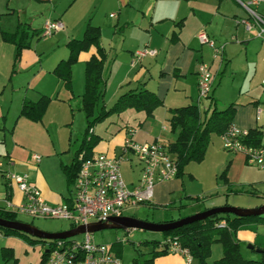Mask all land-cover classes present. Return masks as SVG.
Wrapping results in <instances>:
<instances>
[{
    "label": "crops",
    "instance_id": "crops-1",
    "mask_svg": "<svg viewBox=\"0 0 264 264\" xmlns=\"http://www.w3.org/2000/svg\"><path fill=\"white\" fill-rule=\"evenodd\" d=\"M211 1L0 0V29L13 32L20 23L28 28L30 34L29 47L21 50L17 60H14L16 46L13 42L3 40L0 34V162L2 160L5 163V170H0V207L5 208L7 200L16 204L21 198L15 187L5 184L4 171L27 174L48 204L66 202L71 197L72 184L64 181L65 187L52 185L38 167L41 157L39 161H34L30 150L36 138L39 140L42 135L47 134L46 122L59 118L53 111L61 108L62 116L66 119L72 98H77L81 106L85 63L92 55L97 56L96 47L90 46L88 50L79 52L76 62L71 66L69 87L53 73V69L60 60L68 57L67 43L71 39L82 38L87 24L99 28V43L105 53V81L99 104L109 108L108 105L112 106L120 94L143 88L153 92L162 101L148 117L143 111L134 109L117 113L122 122L119 128L120 139L115 136L107 143L99 141L93 149L94 153L117 155L130 131L129 128H132V139L136 142L157 141L166 147L175 139V134L169 129V109L199 104V65L207 63L212 67L216 58L207 44L198 41L196 35L201 29L215 44L226 42L223 44L220 60L215 65L213 80H217L216 86L213 87L212 84L211 92L205 98L206 107L200 109L201 112L209 109L210 105L218 108L219 103L218 109H223L233 104L234 126L247 130L259 127L264 131V117L260 120L255 118V107L264 102V86L261 85L264 72L259 79L255 77L256 66L250 72L248 65L252 66L253 60H247V64L236 73L231 51L235 43H227L229 40H239L248 44L252 38H259L261 41L264 39L256 35L254 28L248 31L243 25L235 23V19L247 16L244 9V14H240L229 1ZM256 9L264 14V3L259 4ZM46 20H59L63 28L54 31L50 36H42V24ZM228 22L231 25L228 26ZM143 47L156 49V55L136 59L135 51ZM55 50H60V53L65 50L66 58L50 60L53 64L47 70L42 66L34 70V63L41 54L46 51L52 54ZM227 69L228 75L223 78ZM41 97L49 98V102L40 120L32 121L20 114L25 101L36 102ZM39 130L40 133L36 134ZM217 136L221 138L220 135ZM222 159L229 161L226 177L231 186L249 184L264 195V171L248 163L245 155L240 152L225 154ZM63 164L69 163L61 162L60 166ZM181 177L175 176L171 180L156 184L159 201L165 193H172L178 185L182 187ZM158 241L161 243L163 237L160 236ZM114 243L118 241L110 244L111 250L121 258L120 248L119 254L116 253ZM176 255L181 260L180 263L164 258L163 255L155 258L153 263L183 264V257Z\"/></svg>",
    "mask_w": 264,
    "mask_h": 264
},
{
    "label": "rangeland",
    "instance_id": "rangeland-1",
    "mask_svg": "<svg viewBox=\"0 0 264 264\" xmlns=\"http://www.w3.org/2000/svg\"><path fill=\"white\" fill-rule=\"evenodd\" d=\"M226 1H229L233 8L237 9L240 14H244L243 9L246 11V9L235 0H232L233 2L230 0ZM211 2L214 1L212 0ZM251 8L264 16L256 7L251 6ZM225 22H227V20H225ZM229 24L228 22V26ZM261 39H264V36H261ZM227 43H235L231 51L233 52V63L236 73L240 72V68L247 64V60H253L252 66H248L250 72L254 69V66H256L257 70L255 77L259 79L261 73L264 72V55H262V50H264L262 49V43H264V40L261 41L259 38H252L248 44L239 42V40L237 42L229 40ZM222 44L225 45L226 42ZM210 49L211 53H213V49ZM65 52V50L61 53L60 50H55L52 54L48 51L44 52L34 63V70L36 67L40 66L45 70L51 68L53 62L51 63L50 60L55 58H66L67 55H65ZM215 57L216 58H214L212 62V67L205 63L210 67L209 70L212 75L213 87H215L217 83V80H213L215 65L220 60L219 58L221 56L218 55ZM227 75L228 69L223 78ZM71 100V106L68 105L70 112L67 111L69 116L65 119V117L62 116L63 111L61 108L53 111L52 113L59 115V118L57 117V119L54 118V120H49V123L46 122V126H48L47 136L42 135L39 140L36 138L30 150V155L37 154L41 157V162L38 167L43 170L49 182L58 188L60 186L65 187L64 181H66V176L62 171L60 163H70L72 161L73 152L78 147L86 125L85 115L84 112L80 110L79 100L77 98H72ZM206 101L205 98H201L198 104L201 110L206 107V104H204ZM109 106L111 105H108V107ZM99 107L95 110V113H97ZM217 107L220 108L219 103ZM53 114L50 115L51 118H53ZM120 117L121 116H118L117 113L111 114L95 124L93 128L94 134L100 137L99 141H101V143H107L108 140L115 136L117 139H120L121 130L119 128L122 125ZM129 129L131 130L132 128ZM37 133H40V130L37 131L36 134ZM220 139L221 138L216 134L212 135L203 159L200 161H191L185 166L184 172L181 175L183 180L182 187L178 185L172 193H165L161 201L158 200V187H156L153 190V197L149 202L134 207H127L123 210L122 214L150 223H161L192 215L196 213L195 210L198 209L203 211L205 209L220 206L248 209L264 204V195H261L256 189L252 188L251 185L243 183L231 186L226 177L229 161L225 162L222 157H225V154H231L233 152L225 150ZM1 162L2 165L0 166V170H5V166H3L5 163L2 160ZM253 165L256 167L255 164ZM120 168L122 176L127 184H130V182L135 184L137 182L139 177V166L134 157H131L129 162L127 160L121 161ZM187 194H190V196ZM16 220L31 224L39 230L51 233L65 231L73 226L68 220L64 219L32 218L24 214H17ZM92 236L96 242L105 243L107 245L118 241L123 264H130V262H133V259H137V261L142 263L144 259L149 258L152 246L144 245L142 242L158 240L161 233L138 228L126 230L102 229L93 232ZM81 237L82 235L79 234L71 239L78 240L81 239ZM234 237L240 242V252L242 256L246 259H256L258 257V252L249 249L248 245L255 243L264 246V223L251 224V226L240 228L235 231ZM50 241L51 240H38L29 234L19 235L10 233L5 235L2 231L0 233V248L11 247L16 258V264H39L42 253L49 247ZM221 252V244L217 242L213 243L210 253L206 258L207 264H211L215 258L220 256ZM163 257L176 263H180L181 261L176 254L172 253H166ZM2 262L3 260L0 253V264ZM5 264H12V261Z\"/></svg>",
    "mask_w": 264,
    "mask_h": 264
},
{
    "label": "built area",
    "instance_id": "built-area-1",
    "mask_svg": "<svg viewBox=\"0 0 264 264\" xmlns=\"http://www.w3.org/2000/svg\"><path fill=\"white\" fill-rule=\"evenodd\" d=\"M246 9L248 17L235 19L246 30L255 28L258 37L264 36V16L251 8L264 3V0H235ZM257 27V28H256ZM63 28L59 20H46L42 24L41 35L50 36L54 31ZM197 39L213 49L214 56H221L223 44H215L201 29ZM156 49L143 47L135 51V58L155 56ZM264 86V77L261 78ZM212 88V75L205 63H200L197 71L198 99L207 98ZM264 117V102L255 107V118ZM133 130L128 132L117 155L103 152L85 158L80 153L78 172L71 185V197L66 202L48 204L44 201L38 187L29 180L25 173L4 171L6 185L14 186L21 198L16 204L6 201L5 209L32 218H56L68 220L73 226L87 225L92 222H108L112 217L122 216L127 207H134L149 202L153 190L159 182L171 180L176 176L175 158L167 147L159 142H136L132 139ZM247 129L230 124L220 135L225 150L243 153L246 161L255 164L264 171V148L246 145L243 138ZM134 157L139 166V177L135 184H127L122 176L121 161ZM34 161H39L37 154H32ZM1 164V162H0ZM1 233V232H0ZM81 239H57L48 257L41 264H123L110 247V244L96 242L92 233L81 234ZM74 237V236H73ZM169 253L183 257V264H192V257L187 248L180 246L175 238H166L161 242ZM135 264V263H130Z\"/></svg>",
    "mask_w": 264,
    "mask_h": 264
},
{
    "label": "trees",
    "instance_id": "trees-1",
    "mask_svg": "<svg viewBox=\"0 0 264 264\" xmlns=\"http://www.w3.org/2000/svg\"><path fill=\"white\" fill-rule=\"evenodd\" d=\"M0 34L3 40L13 42L16 46L14 60L18 59L23 48L29 47L28 37L30 34L28 28L20 23L15 31L6 32L0 29ZM99 38V28L87 24L82 38L71 39L67 43L68 57L60 60L53 69V73L69 87L71 66L76 62L79 52L88 50L90 46L96 47L97 56L92 55L86 61L84 68L85 84L80 106V110L84 112L86 119L83 136L74 152L72 161L68 165H61L66 176V182L69 185L74 182L80 166V161L77 159L78 155L83 153L85 158H89L95 154L93 149L100 140V137L94 134L93 128L96 123L113 113H121L127 109L143 111L148 117L156 107L162 104V101L153 92L143 88L120 94L109 108H105L103 105L98 106L103 95L105 81L103 77L105 53L100 46ZM48 102L49 98L47 97H41L36 102L25 101L20 114L32 121H38L41 119ZM210 106L209 113V109L201 112L196 104L169 109V129L171 133L175 134V139L168 143L166 147L176 160V176L183 174L184 167L189 162L203 159L212 134L221 135L232 124L235 112L233 104H229L223 109H218L215 105ZM98 107L99 109L95 113ZM243 142L251 147L264 148V131L259 127L248 129ZM0 217L11 221L16 220V214L4 207H0ZM257 223H264V215L238 217L229 213H218L176 229L162 232L161 236L163 240L175 238L181 247L187 248L192 257V264H207L206 258L210 253L211 245L216 242L221 244L222 252L211 264H264V246L252 244L253 248L251 250L256 251V249H259V251H256L258 257L256 259H246L240 252V242L234 237L236 230ZM1 231L5 235L10 233L25 235L16 230L0 227ZM55 242L56 240L50 241L49 247L42 253L39 264L43 263L48 257ZM142 244L152 246L151 255L149 258L144 259L142 263L134 259L133 263L135 264H154L153 261L156 257L168 252L158 240L143 241ZM113 247L117 249L116 253L119 254V243H114ZM0 253L3 260L1 264L9 261L16 264V258L11 247L0 248Z\"/></svg>",
    "mask_w": 264,
    "mask_h": 264
},
{
    "label": "water",
    "instance_id": "water-1",
    "mask_svg": "<svg viewBox=\"0 0 264 264\" xmlns=\"http://www.w3.org/2000/svg\"><path fill=\"white\" fill-rule=\"evenodd\" d=\"M218 213H229L238 217H249V216H259L264 215V204L254 208L242 209L238 207L231 206H220V207H212L209 209H205L203 211L196 212L192 215L182 217L180 219L168 222L161 223H150L143 220H140L131 216H118L112 217L108 222H92L87 225H78L76 227H71L65 231L60 232H45L37 229L28 223H23L17 220L11 221L7 219H3L0 217V227L16 230L25 234H29L37 239L41 240H57V239H67L73 236L83 234L85 232L93 233L95 231H99L102 229H142L153 232H167L178 227H181L185 224L192 223L194 221L205 219L213 214ZM248 248L252 249L253 246L250 244ZM259 251V249H256Z\"/></svg>",
    "mask_w": 264,
    "mask_h": 264
}]
</instances>
